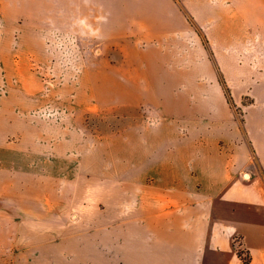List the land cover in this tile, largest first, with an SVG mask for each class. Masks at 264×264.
Segmentation results:
<instances>
[{
	"label": "crops",
	"instance_id": "crops-1",
	"mask_svg": "<svg viewBox=\"0 0 264 264\" xmlns=\"http://www.w3.org/2000/svg\"><path fill=\"white\" fill-rule=\"evenodd\" d=\"M172 11L182 15L176 4ZM24 28L1 38L13 47L0 53V264H244L236 237L249 264H264V0H213V180L201 186L195 159L179 152L171 166L166 136L138 144L139 136L84 131L86 114L102 108L96 88L77 78L96 64L102 74H122L126 56L60 51L39 26L27 36ZM49 29L73 42L72 23ZM182 30L183 21L169 29ZM31 56L47 68L49 85L31 74ZM237 108L244 126L234 136ZM106 140L124 142L113 155L130 143L129 179L118 156L105 153ZM237 140L256 157L248 181L233 175ZM137 157L151 165L142 178ZM65 172L73 174L59 179Z\"/></svg>",
	"mask_w": 264,
	"mask_h": 264
},
{
	"label": "rangeland",
	"instance_id": "rangeland-1",
	"mask_svg": "<svg viewBox=\"0 0 264 264\" xmlns=\"http://www.w3.org/2000/svg\"><path fill=\"white\" fill-rule=\"evenodd\" d=\"M174 4L180 7L182 15L172 11ZM182 21L185 31H169ZM51 23L63 27L72 23L73 42L59 37L56 29L52 33ZM19 25L25 26L24 36L33 25L39 26L50 42L63 44L60 51L100 50L113 61L120 58L118 54L128 59L122 74H102L96 64L91 75L77 78L76 83L87 81L96 88L92 97L102 108L85 116L84 131L89 136H139L138 144H149L156 136H166L174 152L171 163L180 158L181 152L196 160L201 175L199 186L213 180V0H0V53L13 47L1 38ZM119 42L123 45L121 51L119 47H109ZM29 70L41 84L51 83L47 68L34 56L29 59ZM220 82L224 83L222 79ZM226 94L230 103L229 92ZM233 111L235 123L229 134L238 136L244 126L245 111L244 108ZM121 143L124 142L106 140L103 145L107 150H102L107 155L109 150L113 158L118 156L120 176L129 179V170H124L131 160L130 143L125 142L116 156L112 154L113 144ZM49 144L42 141L40 147ZM55 145L62 151L67 143ZM234 145L237 150L231 158L233 175L248 181L250 171L257 166L256 157L251 148L250 152L241 150L238 140ZM193 146H198V150ZM135 159L137 176L142 178L151 165L143 157L132 158ZM72 174L61 173L58 178L67 179ZM233 244L241 257H247L238 237Z\"/></svg>",
	"mask_w": 264,
	"mask_h": 264
},
{
	"label": "trees",
	"instance_id": "trees-1",
	"mask_svg": "<svg viewBox=\"0 0 264 264\" xmlns=\"http://www.w3.org/2000/svg\"><path fill=\"white\" fill-rule=\"evenodd\" d=\"M226 92H228L227 89L225 90V95H227ZM237 256L242 260V262H243L244 264H249V262H250V256H249V254H247V257L243 258V257H241V254H240V252L238 251V252H237Z\"/></svg>",
	"mask_w": 264,
	"mask_h": 264
}]
</instances>
